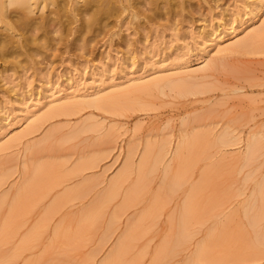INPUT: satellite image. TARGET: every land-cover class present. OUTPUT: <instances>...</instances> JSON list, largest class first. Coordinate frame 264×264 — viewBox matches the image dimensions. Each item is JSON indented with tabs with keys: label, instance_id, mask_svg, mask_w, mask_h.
I'll return each instance as SVG.
<instances>
[{
	"label": "rangeland",
	"instance_id": "rangeland-1",
	"mask_svg": "<svg viewBox=\"0 0 264 264\" xmlns=\"http://www.w3.org/2000/svg\"><path fill=\"white\" fill-rule=\"evenodd\" d=\"M64 1L0 57V264H264V4Z\"/></svg>",
	"mask_w": 264,
	"mask_h": 264
},
{
	"label": "bare ground",
	"instance_id": "bare-ground-1",
	"mask_svg": "<svg viewBox=\"0 0 264 264\" xmlns=\"http://www.w3.org/2000/svg\"><path fill=\"white\" fill-rule=\"evenodd\" d=\"M81 1H82L81 5L83 7H81V8H78V7L74 8L73 7L71 10L72 11L76 10V12L80 11L82 13H85L83 11L92 10L91 11L92 14H90V15L96 16V15H98V13H106V14L107 13H111L115 9V7H113L112 4H111V2H112L111 0H81ZM63 2L65 3L66 1H64V0H0V57L4 58V56L6 57L8 54L11 55L14 52H17L19 54H23L25 56L27 54V51L21 50L20 47L23 46V45H25L27 48L29 47L30 40L28 41V38L31 39V37H33L32 39H36V37H38L40 35L44 36V35L50 33L51 30L53 31V29L50 30L49 27H51V25H53V26L56 25L60 21L61 13L59 12V10L61 11V8H64V7H62L63 6ZM77 2H78V0L74 1L75 4ZM262 4H264V1L259 0L258 3L255 5V7L259 9L260 5H262ZM50 6H53V7L51 8ZM254 9L255 8H253L252 10H254ZM64 10H66V9H64ZM37 11H39V14H37ZM80 12H79V15H80ZM63 13H64V11H63ZM77 13H75V14H77ZM81 16H82V14H81ZM95 18H97V17H95ZM86 24H89V23H86ZM15 30H18L17 32L20 33L19 37L22 38V41L20 43L17 42V39L19 37H16L15 36L16 34L12 33ZM28 32L34 33V34H32L33 36L31 35V37H29L28 34H27ZM19 33H18V35H19ZM219 38H218V40H219ZM261 40H264V23H262L259 27L254 29L252 32H250L248 34V36H246L244 39L240 40L238 43L237 42H235V43H237L242 48V47L250 46L251 44H254V43H255L254 46H256V43L261 41ZM30 44L33 45L32 42H30ZM218 44H219V42L217 43V45ZM232 46H236V45L233 44ZM257 46H258V44H257ZM259 46H258V48H259ZM236 47H234V48H236ZM28 54H29V52H28ZM210 62H209V64H210ZM211 65L215 66L214 64H211ZM211 65L209 67H212ZM159 81H167V78H162V79L156 80V81L154 79V81H152V82L150 80V82L148 81L147 84H142V85H140V84L133 85V86L131 85V86H129V88L126 87V90L125 91L123 90V91H124V93H131V92H134V91L143 90V89H146L147 87H149V86H151L153 84H158ZM181 82H182V80H181ZM183 83H185V82L183 81ZM180 85H181V83H180ZM122 92H119L120 95L123 94ZM97 94H98V92H95L94 93L95 97L93 96V98H90V100L89 101L87 100V102L88 103L91 102V103H94L95 105L96 104L99 105V104L103 103V101L106 102V101H108L109 99L113 98L116 95L115 93H111V94L109 93L106 97H104V96L101 97L99 94L98 95ZM63 107L61 106V107H58V108H61V109H59L61 111L63 109ZM59 110H56V111H59ZM180 149H182V145H181V147L179 145L177 147V150H175V157L176 158L181 157L180 156V152H181ZM116 179H118V177ZM21 188H20V191H21ZM18 194H19V192L17 193L16 196L19 197ZM21 196H22V194L20 195V197ZM15 199H16V197H15ZM14 200H13V202H15ZM16 200H18V199H16ZM17 202L18 201H16L15 204ZM15 204H12V205L14 206ZM19 204L20 203L18 202V207H19ZM13 206H10L9 209H11V207H12L11 213L14 212L13 213V215H14L15 213H17L16 210H18L19 208L17 209V205H15L14 207ZM8 213H10V212L8 211ZM245 214H246V212H245ZM9 216L11 217V214ZM9 216H8V218H9ZM7 219H5V221H3V223L1 222L2 224H0V228H1V225H2V228L0 229V232H1V234H0V243H3L4 239H5V241L8 240V238H6L4 236L8 237L9 233L12 236V232H10L12 230V228L10 229V227H12V226H10L12 224L11 223L12 220H10V221L8 220L6 222ZM7 228H9L10 230L7 231ZM3 230H4V232L7 231L8 234L6 232L3 233ZM26 234H28V232ZM36 235H38L37 234V230L35 228H33L32 230H30V232H29V234L27 236L25 235V242H27L28 240L36 237ZM1 240L3 242H1ZM201 244H203V243H201ZM200 248H201V246H200ZM201 251H202V249H201ZM198 254H200V253H198ZM197 257H199V255ZM202 257L203 256L201 255L200 258H202ZM195 260H197V259H195ZM0 263H2V262L0 261ZM201 263L202 262H200L199 264H201Z\"/></svg>",
	"mask_w": 264,
	"mask_h": 264
}]
</instances>
